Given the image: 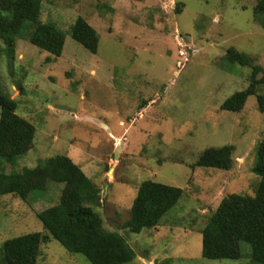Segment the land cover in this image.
Returning <instances> with one entry per match:
<instances>
[{
	"label": "rangeland",
	"instance_id": "obj_1",
	"mask_svg": "<svg viewBox=\"0 0 264 264\" xmlns=\"http://www.w3.org/2000/svg\"><path fill=\"white\" fill-rule=\"evenodd\" d=\"M258 0H41L39 21L64 35L59 57L23 39L0 58V86L16 114L36 130L34 147L5 170L33 169L67 156L100 189L96 209L108 231L121 232L136 253L128 264H250L201 256V231L228 195L253 197L256 147L264 113L256 96L239 113L222 103L250 83L251 68L221 61L233 49L264 69V32L254 18ZM82 18L99 36L96 54L71 39ZM258 93L264 96V87ZM231 146L228 171L192 168L208 148ZM117 156V159L115 158ZM180 188L177 205L140 234L123 230L139 185ZM49 183L26 201L0 197V247L8 239L46 234L37 212L58 203ZM37 264H89L56 241L42 244Z\"/></svg>",
	"mask_w": 264,
	"mask_h": 264
},
{
	"label": "trees",
	"instance_id": "obj_2",
	"mask_svg": "<svg viewBox=\"0 0 264 264\" xmlns=\"http://www.w3.org/2000/svg\"><path fill=\"white\" fill-rule=\"evenodd\" d=\"M41 0H0V38L8 45L15 39L59 57L64 35L49 24L39 21ZM254 18L264 32V0H258ZM71 39L91 54H96L99 36L82 18L76 19ZM4 53L0 45V58ZM226 66L251 68L250 83L220 106L221 111L239 113L249 97L256 96L257 109L264 113V69L233 49L222 61ZM17 104L0 86V197L14 195L26 201L32 193H44L48 184L61 185L58 203L37 212L36 217L46 234L30 233L6 240L0 247V264H37L42 244L51 240L67 253L80 255L89 264H128L136 253L119 231H108L96 209L101 205L100 189L67 156L56 155L39 161L33 169L20 172L5 170L34 147L36 130L15 112ZM231 146L208 148L192 168L228 171L232 166ZM259 177L253 197L228 195L223 198L201 231V256L207 260H238L241 243L250 246V264H264V140L256 147L252 168ZM183 195L180 188L144 181L132 202L130 219L123 230L140 234L160 224L163 216L174 208Z\"/></svg>",
	"mask_w": 264,
	"mask_h": 264
},
{
	"label": "water",
	"instance_id": "obj_3",
	"mask_svg": "<svg viewBox=\"0 0 264 264\" xmlns=\"http://www.w3.org/2000/svg\"><path fill=\"white\" fill-rule=\"evenodd\" d=\"M115 158L117 159V156L115 155Z\"/></svg>",
	"mask_w": 264,
	"mask_h": 264
}]
</instances>
